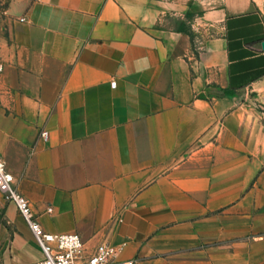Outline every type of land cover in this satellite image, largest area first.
I'll return each mask as SVG.
<instances>
[{"label":"crops","instance_id":"crops-1","mask_svg":"<svg viewBox=\"0 0 264 264\" xmlns=\"http://www.w3.org/2000/svg\"><path fill=\"white\" fill-rule=\"evenodd\" d=\"M11 13L0 158L43 231L135 264H264V0ZM41 259L0 193V264Z\"/></svg>","mask_w":264,"mask_h":264},{"label":"built area","instance_id":"built-area-1","mask_svg":"<svg viewBox=\"0 0 264 264\" xmlns=\"http://www.w3.org/2000/svg\"><path fill=\"white\" fill-rule=\"evenodd\" d=\"M111 87H115L114 82L111 83ZM40 136L46 140L48 133L43 131ZM0 193L5 201L12 202L16 206L18 214L41 250V260L25 264H135L132 260H118L121 248L108 244L89 248L78 234H50L43 231L31 213L28 200L17 193L13 187L12 175L6 170L1 158Z\"/></svg>","mask_w":264,"mask_h":264},{"label":"rangeland","instance_id":"rangeland-1","mask_svg":"<svg viewBox=\"0 0 264 264\" xmlns=\"http://www.w3.org/2000/svg\"><path fill=\"white\" fill-rule=\"evenodd\" d=\"M17 4V0H0V65L7 56H10L13 52L12 42L10 38V24L12 19V11ZM222 95L221 92L215 90L211 94H207V97H217ZM35 243V242H34ZM29 255L36 256L37 253L33 251L34 248H28ZM9 258L8 254L5 256Z\"/></svg>","mask_w":264,"mask_h":264},{"label":"water","instance_id":"water-1","mask_svg":"<svg viewBox=\"0 0 264 264\" xmlns=\"http://www.w3.org/2000/svg\"><path fill=\"white\" fill-rule=\"evenodd\" d=\"M261 49L264 51V41L261 43Z\"/></svg>","mask_w":264,"mask_h":264}]
</instances>
